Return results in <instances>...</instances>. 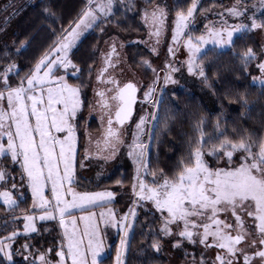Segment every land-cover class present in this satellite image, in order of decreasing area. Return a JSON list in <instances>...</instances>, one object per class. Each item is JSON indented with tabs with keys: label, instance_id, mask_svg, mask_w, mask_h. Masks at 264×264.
<instances>
[{
	"label": "snow or ice",
	"instance_id": "snow-or-ice-1",
	"mask_svg": "<svg viewBox=\"0 0 264 264\" xmlns=\"http://www.w3.org/2000/svg\"><path fill=\"white\" fill-rule=\"evenodd\" d=\"M197 4L198 0H191L186 11L180 9L175 13L172 41L179 44L183 38L188 53L187 72L211 88V77L218 75L220 70V56L231 50L245 72L253 61H258L256 67L260 75L251 79L264 89V45L260 52L250 45L237 51L235 40L237 36L242 38L255 30L264 31V0H256L252 5L245 0H234L219 13V23L209 22L198 36L186 31L193 22ZM115 5L116 0H86L78 18L68 27L61 25L57 31L56 27L48 26L54 38L25 75H19L14 60L0 70V159L10 157L13 164L19 165L20 179L27 181L33 197L31 213L21 210L24 232L37 230V213L41 221L58 218L63 228L59 250L55 254L58 259L51 258L52 249L47 248L37 250L34 256L29 251L24 256L26 264L37 261L39 264H69V260L70 264H104L102 256L106 245L96 220L97 213L89 209L101 204L111 205L116 193L107 189L77 191L73 187L76 168L78 163L83 167L77 156L81 154V147L84 159L103 157L107 160L116 155L124 142L123 126L132 115L139 88L132 80L121 82L114 72H110L120 63L113 38L109 50L101 53L102 66L96 70V81L104 87L93 89L97 107L92 111H99L102 129L94 138L87 127L80 132L79 121L85 108L84 85L70 83L67 77L75 74L77 80L82 78L83 69L73 60L72 49L83 32L92 28L103 32L102 24L119 23ZM44 11L55 23L56 12L51 8ZM258 11L262 12L260 16ZM166 16V8L160 5L150 11L145 8L142 13L144 22L150 26L149 35L156 38L157 45L164 32ZM20 47L26 48V42L21 41ZM15 51L19 52L20 48ZM151 51L156 52L157 48L152 46ZM168 51L175 55L171 46ZM141 63L153 73L157 72L150 60L142 58ZM60 69L64 70L63 75L57 74ZM178 71L171 63H166L164 85L179 83L173 76ZM92 72V66L88 65L89 78ZM13 75L19 77L15 83L10 82ZM160 79L157 74L143 92L144 100L153 110L140 116L133 141L128 146V155L136 165L131 185L137 198L133 201L134 206L119 219L111 207L99 213L106 225L111 224L122 231L114 264H125L130 249L129 232L136 216L135 206L145 202H151L159 213L158 229L152 231L151 225L148 226L151 237L148 246L156 252L162 247L160 237L175 236L174 248H183V241L202 245L204 249L215 246L217 252L211 264H240L241 258L242 264H264V133L254 135L247 130L237 133L233 128V135H229L219 119L213 126L214 134L209 133L205 130V119L201 117L193 125L196 135L189 141L187 157L176 162L170 169L171 174L163 168H150L149 147L160 142L161 132L170 130V123L175 120L172 110L165 105L162 88L160 98L154 99ZM239 95L244 107L250 109L252 105L245 93ZM172 96H175L174 92ZM146 124L152 125L147 141L142 139ZM82 135L85 137L83 145ZM207 154L215 157L214 166L205 159ZM146 176L152 179L147 180ZM8 180L13 181L11 188L16 189L14 174L0 166V183ZM115 183L122 184L123 181L118 179ZM46 192H50V196ZM0 198L8 211L19 208L13 191L7 187L0 190ZM77 210L81 213L79 218L72 215ZM224 214H230L235 221L229 222ZM245 217L252 219L246 221ZM78 219L84 221L83 229L78 228ZM17 234L18 230H14L6 237H0V264H15L16 250L12 248V241ZM22 247L29 249L28 243ZM184 255L191 257L189 264H208L203 253L199 260L187 250Z\"/></svg>",
	"mask_w": 264,
	"mask_h": 264
},
{
	"label": "trees",
	"instance_id": "trees-1",
	"mask_svg": "<svg viewBox=\"0 0 264 264\" xmlns=\"http://www.w3.org/2000/svg\"><path fill=\"white\" fill-rule=\"evenodd\" d=\"M12 1L0 0V24L5 21V24L2 27L0 26V28L9 29V36H12L10 38L12 41L5 43L0 48V70H3L7 62L14 60L20 70L19 75L21 76V72L24 70L23 64L26 63L25 68L31 69V64L36 62L46 49V47L42 49L43 44L40 42V36L46 37L45 34L47 33L49 43L54 38L49 32L48 26L56 27L57 31H59L61 25L68 27L69 24L78 18L86 0H25L18 7L13 6L14 2ZM229 2L230 0H203L196 16L202 15V7H208L207 12H212L214 6L216 8H224L229 5ZM122 3L123 1L116 6L115 11L119 23L109 24L115 26L121 35L129 38L145 35L146 27L144 26V20L142 21L141 14L136 12L134 7L131 8L127 4ZM190 3L191 0H181L176 11L180 9L186 11ZM45 8H51L56 12L55 23L48 16V13L44 11ZM101 27L104 29L106 25L102 24ZM199 31L198 34H200ZM103 32L99 28H93L78 43L74 48L75 50L72 51L73 60L83 69L82 78L79 80H77L76 75L72 74L68 76L70 83H82L84 85L82 95L85 97V108L83 110V116L80 119L81 123L85 120L84 116L88 112L89 102L93 96V80L100 62L99 52L103 43ZM235 40L237 51L249 45L257 52L260 51L253 32L246 34L242 38L237 36ZM21 41L26 42V48L20 47ZM17 48H20L19 52L15 51ZM128 52L129 56L133 57L132 48ZM256 62L253 61L245 72L240 67L237 58L231 50L225 51L220 56V70L218 75L211 77L212 87L210 88L208 84L204 83V88L207 89L216 105L214 110L209 109L207 102L197 92H192L187 89L164 92L165 105L172 110V113L175 115V120L170 123V130L161 132L160 142L155 144V146L149 147V167L153 169L163 168L165 172L171 174L170 169L175 166L176 162L181 157H187L189 141L196 135L193 130V125L201 117L205 119V130L209 133H213V126L217 119L228 129L229 135H233V128L237 130V133L242 132V130H247L254 135L264 133V94H262L264 89L259 85H255L251 79L254 76ZM88 65H91L93 69L91 78H89L87 73ZM12 82L15 83L16 79ZM197 90L210 103L212 102L211 97L206 92L204 94L200 89ZM173 92L175 96H172ZM240 92H244L247 96L250 105H252L250 109L244 107L239 95ZM91 127L96 129L95 125ZM95 129L93 132L98 131V129ZM84 143L85 137L82 135L81 145ZM79 151V153H82L83 147ZM208 156L210 154L206 155V157ZM10 161L8 157L4 158L2 166L17 177L19 168L9 166ZM129 168L130 166L126 168L124 176H119V180L123 181L125 185H129L131 182V176L128 172ZM15 179L16 183H19L20 178ZM145 179L151 180L152 177L146 176ZM11 184L12 180H8L5 184L0 185V190H3L7 185ZM122 204V200L118 201L115 208L119 210ZM31 206L32 197L30 194H27L24 199L20 200L19 208L13 211H8L5 205L0 204V237H6L9 232L14 230H18V232L23 231L24 213L21 210L30 214L32 211ZM13 216L16 217L15 220ZM135 218L133 231L130 236V249L126 255L125 264H168L167 259L162 254H159L148 246L151 240V237L148 235V226L151 225V230L156 231L160 224L157 213L150 210H142L138 212ZM62 234L59 223L51 221L39 223L37 231L33 235H29L28 237H15L13 241L23 251L21 255L14 254L13 260L15 264H26L24 256L29 251L34 256L37 254V250L43 251L51 248V256L55 255L59 250L58 246L61 243ZM160 238L163 244L164 240L162 237ZM109 240L108 242L111 244L110 252L109 256L104 259V264H114L115 250L119 245V241ZM25 243H28L29 249L22 247ZM0 258H2L1 254ZM29 260H31L30 257Z\"/></svg>",
	"mask_w": 264,
	"mask_h": 264
},
{
	"label": "rangeland",
	"instance_id": "rangeland-1",
	"mask_svg": "<svg viewBox=\"0 0 264 264\" xmlns=\"http://www.w3.org/2000/svg\"><path fill=\"white\" fill-rule=\"evenodd\" d=\"M22 1H25V0H13L12 1L14 2L13 6L18 7L19 4H23L21 3ZM122 1H123L122 4H127L131 8L134 7L136 9V12H139L141 14V17L143 13L141 11H143L145 7L151 10L156 5L165 7L167 10V16H166V21H165L164 32L162 36L160 37V42L158 45L155 44L156 38L154 36L150 37L149 35L150 26L149 24H146L145 22H144V26L146 27L145 35H139V36H135L134 38H129L124 35H121L119 31L117 30V28L113 25H110L109 23L105 24L106 27H104V32L102 34L103 43L100 47L101 48L99 52L100 62H99V66L97 67V69H99L102 66L101 53L107 52L109 50V44L112 42V39L115 38V42L117 44L116 50L119 53L120 63L116 66L115 69H110V72H114V74L120 79L121 82L132 80L133 82L137 83L139 92H140L138 96V102H137L136 111L134 113V117L129 123H127V125L123 126V137L122 138L124 142L119 146V149L116 152V155L113 158L107 159V160L104 159L103 157H90L89 159H84L82 155L83 152L81 154H78L77 156L78 162L79 161L83 162V167H81L78 163L77 168H76V174H75L76 183L73 184V187L77 191L95 192V191H104L107 189V190H111L116 193L115 197L113 198V203L111 205L101 204L100 206L94 209H89L90 211H94L97 213L96 220L99 224V227L102 232L103 239L106 245L105 252L102 256L103 260L109 256L111 244H109L108 240L110 239L109 241H119L120 242L122 231L119 227H114L111 224L106 225L104 223V219L100 217L99 213L105 211L108 207H111L114 210L117 218L119 219L125 213L129 211V208H132L134 206L133 201L137 199L133 195L132 190H131V185L133 182V177L135 175L136 165L134 163L133 158L128 155V151H129L128 146L133 141V134L136 131L135 126L137 122L139 121L140 116L144 115L146 112L150 113L153 110L151 104L145 101L143 97V92L147 89V86L152 83L153 79L158 74L161 77V79L159 83L157 84V92L154 94V99L160 98L161 88L164 90L163 93L166 91L171 92V91H176V90L187 89L192 92H197L198 94H200L202 99L205 100V102H207V105L210 110H214L216 108L214 100L208 93L207 89L204 88V82L199 77L191 75L187 72V66H186L185 61H186L188 53H187L186 47L183 44V38L179 44L174 43L172 41L173 30L175 28L176 8L178 7L179 2L181 0H116L114 11H116V6ZM202 1L203 0H198L197 11H199L198 8L200 7V4ZM233 2L234 0H230L229 5H227L224 8H216L214 6L212 8L213 9L212 12L210 11L207 12L208 7H204V8L202 7V9H204L202 11V15L196 16V14L198 13L196 12L194 14L193 22L189 25V28L186 31L192 35L198 36L202 32L205 31V25L209 24V22L218 24L221 19L219 13L223 12L224 9L230 6ZM245 3H247L248 5H252L256 3V0H245ZM261 14L262 12L260 11L257 12L258 16H260ZM225 17L227 18V14H225ZM142 21H143V18H142ZM230 22H232L231 19H230ZM4 24H5V21H3L2 24H0V26L2 27ZM92 29H88L83 32L76 46ZM198 31L200 32V34H198ZM253 33L255 34V41H257V44H258L257 46L259 47V49H261V45H264V31L255 30L253 31ZM9 34H10L9 29L0 28V48L5 43L12 41L10 39L12 36H9ZM40 37L45 39V37L42 35ZM152 46H155L157 48L156 52L151 51ZM170 46L172 47L175 55H173L172 53L168 51ZM44 48H45V43H43L42 49ZM74 48L72 49V51L75 50ZM130 48H132L133 57L129 56L128 51ZM142 58L150 60L152 62V66L157 70V72L153 73L151 69L145 67L141 63ZM113 59H116V57H113ZM132 59L133 61H131ZM34 63L35 62H33V64ZM166 63H171L174 67L179 69L178 72L173 73L174 78L178 80L179 83L177 84L169 83L167 85H164L163 76L166 71ZM257 63L258 61L256 62V65ZM33 64L31 65L33 66ZM23 65H24L23 66L24 70L21 72L22 74L21 76L25 75L30 70V69L25 68L26 63ZM32 66L30 68H32ZM69 72H71V70H69ZM57 74L63 75L64 70L60 69V71ZM253 75L254 76L260 75L259 69L257 67L255 68V72ZM13 78L16 79V81L19 79V77L13 75L11 77L10 82L14 81ZM93 82H94L93 89L104 87V85L97 83L96 73H95V78ZM253 83L255 85H259L258 82H253ZM93 89H92L93 96L89 102V105H91V108L88 107V112L84 116L85 118H87V122L85 123V120H84V122L81 123V121H79V123L81 126L80 128H82L80 129L81 133H83L85 127H87L88 131L91 132L93 134V137L95 138L100 134L102 129H101V124H100V119H99V115H100L99 111H92L93 108L97 107L96 105L97 97L95 93L93 92ZM197 89H200L204 94L206 92V94L211 97L212 102L210 103V101L205 99L204 95H202ZM90 111H91V116L89 117ZM93 125H95L96 129H98L97 132H93L95 129L94 127L90 128V126H93ZM151 129H152V125L146 124L145 134L142 136L143 140L147 141L148 139L147 134L149 130ZM4 142L6 143V138ZM3 159L4 158L0 159V166H2ZM205 159L208 160L209 164L212 166L216 164L215 163L216 159L211 154L208 157L205 156ZM220 164L221 166H223V161ZM9 166H12V167L15 166L19 168V173L17 174V177L15 176V178H20L21 169L19 165L13 164L10 161ZM128 166H130L128 172L130 173V176H131V180H130L131 182L129 183V185H125L123 183L116 184L115 181L119 179L120 175L122 176L125 175V170L126 168H128ZM14 182L17 186L16 189H12L11 185H7V188L10 191H13V194L15 198L18 200V202L24 199V197L27 196V194H30L32 197L31 188L30 186H28L26 180L22 181L20 179L19 183H16V179H15ZM3 184L5 183H0V185H3ZM46 194L50 196V192H46ZM32 200H33V197H32ZM121 200L123 201V204L120 206L121 208L117 210L115 208V205L116 203H118V201H121ZM0 204L3 206L5 205L3 203V198H0ZM5 206L7 207V205ZM142 210L144 211L150 210L152 212L154 211L155 213H157V216L159 217V213L156 212L151 202H145V203L135 206L136 215L138 214V212ZM72 215L79 218L81 213L77 210V211H74ZM224 216L228 217L229 222L235 221V218L231 216L230 214H224ZM38 217H39V213H37V218L35 220L36 229L39 223L51 222V221L59 223L58 218L55 220L49 219L46 221H41L39 220ZM135 219H134V222H135ZM245 219L246 221H250L252 218L245 217ZM83 227H84V221L78 219V228L83 229ZM60 228H61V232L63 233V228L61 225H60ZM36 231L35 232H24V228H23V231L18 232L17 236L28 237L29 235H33L34 233H36ZM132 231L133 230L131 229L129 232V238L131 236ZM162 238L164 240V243L162 244V247L158 253L162 254L167 259L168 264H189L191 257L184 255L185 250H187L189 253H194L196 255L197 260H199L201 253H203L208 264H211L217 252V249L215 248V246L210 247L208 249H204L202 245H199V244L192 245L188 243L187 241H183V248H174L173 243H174V240L176 239L175 236L162 237ZM85 240H87V237H85ZM12 248L16 250L14 254L16 255L23 254L22 248L16 245L15 241H12ZM0 254L2 255V253ZM51 258L58 259L56 255H52ZM30 259H32V257H30ZM36 264H39V261H37ZM69 264H70V260H69ZM240 264H242V258H241Z\"/></svg>",
	"mask_w": 264,
	"mask_h": 264
},
{
	"label": "water",
	"instance_id": "water-1",
	"mask_svg": "<svg viewBox=\"0 0 264 264\" xmlns=\"http://www.w3.org/2000/svg\"><path fill=\"white\" fill-rule=\"evenodd\" d=\"M138 95H139V91L137 92V100H136V103L133 105V112H132V115H131L130 119H129L128 121L125 122V125H127V123H129V122L132 120V118L134 117V113H135L136 106H137V101H138ZM125 125H124V126H125Z\"/></svg>",
	"mask_w": 264,
	"mask_h": 264
},
{
	"label": "crops",
	"instance_id": "crops-1",
	"mask_svg": "<svg viewBox=\"0 0 264 264\" xmlns=\"http://www.w3.org/2000/svg\"><path fill=\"white\" fill-rule=\"evenodd\" d=\"M45 35H46L45 39L40 37V42L42 44L45 43V47L47 48L50 43H49V39H47V33Z\"/></svg>",
	"mask_w": 264,
	"mask_h": 264
}]
</instances>
